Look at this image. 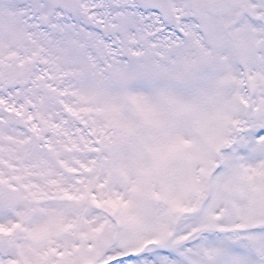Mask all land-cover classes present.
<instances>
[{"label": "snow or ice", "instance_id": "obj_1", "mask_svg": "<svg viewBox=\"0 0 264 264\" xmlns=\"http://www.w3.org/2000/svg\"><path fill=\"white\" fill-rule=\"evenodd\" d=\"M0 264H264V0H0Z\"/></svg>", "mask_w": 264, "mask_h": 264}]
</instances>
